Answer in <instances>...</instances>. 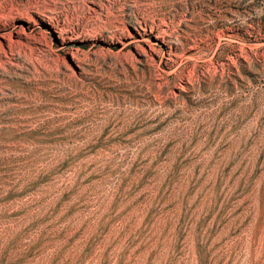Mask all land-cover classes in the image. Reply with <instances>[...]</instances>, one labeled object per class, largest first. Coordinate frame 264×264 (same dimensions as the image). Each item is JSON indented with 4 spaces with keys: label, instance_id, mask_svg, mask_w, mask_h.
<instances>
[{
    "label": "rangeland",
    "instance_id": "rangeland-1",
    "mask_svg": "<svg viewBox=\"0 0 264 264\" xmlns=\"http://www.w3.org/2000/svg\"><path fill=\"white\" fill-rule=\"evenodd\" d=\"M0 210V264H264V0H0Z\"/></svg>",
    "mask_w": 264,
    "mask_h": 264
},
{
    "label": "trees",
    "instance_id": "trees-1",
    "mask_svg": "<svg viewBox=\"0 0 264 264\" xmlns=\"http://www.w3.org/2000/svg\"><path fill=\"white\" fill-rule=\"evenodd\" d=\"M45 172V170H41L38 177L40 175H42ZM48 171H46L47 173ZM46 173H44V176L41 178H38V180L27 183V186H39L40 184H43V182H45L48 177L45 176ZM15 215V214H14ZM6 219V215L4 212H2V210H0V221L3 222ZM25 222V220L23 221V223ZM20 224L19 226L23 225ZM30 226H32L31 224H28L27 226L16 230L12 229L13 227H7L6 228V233L4 236H2L1 238L4 237V240H6V245H4L3 247V251L2 253H0V260H3L4 258H6L9 255L14 256H18V258H21V262H25L29 256L34 255L35 254V250L38 248L40 249L42 247V243L43 240H41L40 238H30V240L28 242H22V240L24 238H27L28 236H26L27 232L29 231ZM29 238V237H28ZM1 240V239H0ZM37 254V252H36ZM56 258L60 257L62 255V251H56L55 253H52ZM75 256L71 257V259H73ZM80 259L79 257H76L75 261L77 262V260ZM1 263V261H0Z\"/></svg>",
    "mask_w": 264,
    "mask_h": 264
}]
</instances>
